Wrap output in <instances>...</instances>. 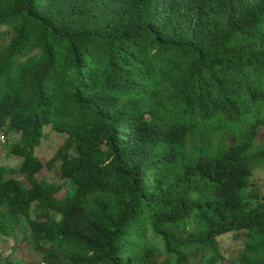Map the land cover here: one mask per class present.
<instances>
[{"label":"trees","instance_id":"trees-1","mask_svg":"<svg viewBox=\"0 0 264 264\" xmlns=\"http://www.w3.org/2000/svg\"><path fill=\"white\" fill-rule=\"evenodd\" d=\"M260 126L264 0H0V236L32 211L34 264H222L227 233L264 264Z\"/></svg>","mask_w":264,"mask_h":264},{"label":"rangeland","instance_id":"rangeland-1","mask_svg":"<svg viewBox=\"0 0 264 264\" xmlns=\"http://www.w3.org/2000/svg\"><path fill=\"white\" fill-rule=\"evenodd\" d=\"M15 139L12 135L3 136L0 133V165L5 169H15L20 162L19 158H15L8 153L6 144ZM63 139V133L50 134L43 140L39 146L34 150L35 155L43 163L42 169L37 173L38 177H43L49 182L57 183L61 186V191L57 193L60 195L65 188L66 181H64L58 172V161L53 159L58 145ZM257 146H264V126L259 127V132L256 140ZM9 175L21 179L26 183L25 177L16 172L9 173ZM253 187L258 191L259 195L264 194V166L256 169L253 174ZM35 215L31 211L29 218H23L20 226L9 235L0 236V252L3 255H11V261L21 262L26 264H34L40 260V254L35 249L33 240V233L29 227V219H34ZM221 253L224 257L222 264H228L235 260L242 248L243 239L240 233H227L218 238Z\"/></svg>","mask_w":264,"mask_h":264}]
</instances>
